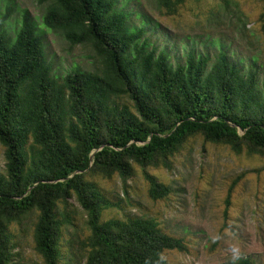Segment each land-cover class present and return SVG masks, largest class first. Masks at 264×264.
I'll return each mask as SVG.
<instances>
[{"label": "trees", "instance_id": "obj_1", "mask_svg": "<svg viewBox=\"0 0 264 264\" xmlns=\"http://www.w3.org/2000/svg\"><path fill=\"white\" fill-rule=\"evenodd\" d=\"M187 1L155 3L172 17ZM40 3H48L43 24L73 46H88L98 65L55 75L29 12L13 38L0 15V264L11 261L9 227L33 214L37 253L44 264H60L70 222L59 205L72 198L91 230L83 244L86 264H166V251H187L184 240L162 233L153 219L102 221L113 203L86 176L125 181L138 165L150 197L163 199L171 188L146 168L172 169V158L192 137L238 155H263L264 63L237 54L222 37L187 36L183 52L173 53L156 37L171 38L159 24L139 15L135 26L115 0ZM242 24L245 36L251 29ZM259 24L264 42V11Z\"/></svg>", "mask_w": 264, "mask_h": 264}, {"label": "rangeland", "instance_id": "obj_2", "mask_svg": "<svg viewBox=\"0 0 264 264\" xmlns=\"http://www.w3.org/2000/svg\"><path fill=\"white\" fill-rule=\"evenodd\" d=\"M135 26L139 15L159 24L172 38L156 36L172 52L181 54L186 37L197 41L222 37L237 54L255 56L264 63V42L259 34L262 0H188L175 16L166 17L155 0H115ZM48 3L40 0H0V15L7 16L5 29L13 38L23 11H28L40 36L54 74L64 76L74 70L94 71L98 65L88 46H73L63 36L43 24ZM250 32L241 33L240 24ZM241 133V131H239ZM0 162L5 163L0 146ZM172 169L146 168L147 173L171 188L163 199H152L144 169L134 165L128 180L118 175L103 178L88 174L113 207L104 210L102 221L113 218L153 219L162 233L184 240L186 252L166 251V264H225L250 258L264 264V154L248 156L232 152L225 145L211 144L198 135L190 138L172 158ZM232 190V191H231ZM230 196L228 194L230 193ZM60 214L70 224L63 227L60 264H86L84 243L91 235L88 216L75 198L59 205ZM36 214L9 227L10 264H44L35 249Z\"/></svg>", "mask_w": 264, "mask_h": 264}]
</instances>
